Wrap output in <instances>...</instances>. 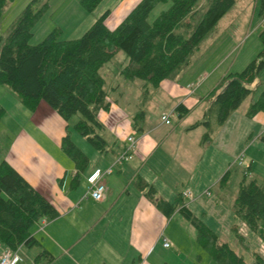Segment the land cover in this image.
Returning <instances> with one entry per match:
<instances>
[{"label": "trees", "instance_id": "trees-1", "mask_svg": "<svg viewBox=\"0 0 264 264\" xmlns=\"http://www.w3.org/2000/svg\"><path fill=\"white\" fill-rule=\"evenodd\" d=\"M13 0H0V19ZM201 0H142L115 29L107 27L109 12L104 13L79 39L62 41L57 31L40 44L32 46L33 30L49 10L51 0H32L13 24L3 40L0 37V84L9 87L21 103L32 113L43 112L44 107L55 111L67 124L75 115L80 119L75 130L100 153L108 143L99 120L101 111H110L105 80L99 71L113 56L124 52L130 64L122 73L128 79L145 80L154 87L167 79L178 77L189 64L192 53L199 47L219 21L234 7L237 0H210L203 17L198 19L197 6ZM103 0H81L82 7L92 13ZM171 7L149 23L151 12L159 3ZM264 14V0L262 10ZM264 71V51L242 72L230 73L224 78L222 91L213 92V99L204 121L190 128L203 126L206 133L203 144L213 141L216 131L240 109L253 93L249 87ZM3 110L0 108V115ZM182 119L190 113L184 104L175 109ZM264 114V89L246 115L255 118ZM264 143V135L260 137ZM63 152L72 159L77 173L72 186L79 187L82 174L90 159L79 149L69 133L62 139ZM238 194L232 206L236 217L264 243V182L253 179L251 166L243 171ZM228 171L220 186L227 184ZM136 186L147 191L167 218L176 212L196 230L197 244L217 264H248L186 204V196L179 193L173 203L157 199V191L145 180L138 178ZM60 215L56 206L36 190L9 162L0 163V243L8 250L32 249L40 246L32 229L43 221H52ZM232 232L244 248V237L238 227ZM246 248V247H245ZM248 249V248H246ZM254 264H264V257L254 253ZM40 257L49 261L53 256L43 250Z\"/></svg>", "mask_w": 264, "mask_h": 264}, {"label": "crops", "instance_id": "crops-1", "mask_svg": "<svg viewBox=\"0 0 264 264\" xmlns=\"http://www.w3.org/2000/svg\"><path fill=\"white\" fill-rule=\"evenodd\" d=\"M124 1L125 7H121L124 4L121 3L114 8L111 0H103L99 5L102 7L100 17L109 12L108 28L121 24L119 22L142 0ZM104 3L106 6H102ZM114 13L117 17L120 15V19L110 24ZM182 98L181 95L177 99L185 105ZM0 108L3 110L0 163L9 162L60 212L55 220L33 227V236L40 246L23 247V261L18 264H177L174 260L180 261L184 252L182 237L197 243L196 230L179 212L170 219L165 217L155 200L146 195L147 191L136 186L138 178L155 188L157 199L170 203L179 193L191 192L192 198L186 197L188 208L237 254L245 256L238 249L239 243L232 232L234 226L245 239L252 235L250 239L257 241L255 234L234 214L235 199H227L224 194L227 184L221 187L220 182L231 172L244 146L255 138L260 141L264 135V126L260 125L264 124V118H260L263 114L249 118L247 111L237 110L207 145L203 144L206 133L203 126L192 130V126H105L112 131V145L105 152L94 154L79 184L85 181L86 189H81L71 184L77 173L74 163L71 165L60 154L64 153L61 142L68 133L67 122L46 106L43 112L32 113L9 87L1 84ZM197 131H201L199 140L191 142ZM131 136L137 138L131 158L114 166L112 173L103 178L108 188L106 198L103 201L86 198L88 177L114 165ZM53 143L55 149H52ZM253 164L250 163L251 174ZM166 242L170 247H165ZM172 247L174 252L170 250ZM7 250L0 243V260ZM43 250L49 252L53 260L40 257ZM198 257L204 259L202 252Z\"/></svg>", "mask_w": 264, "mask_h": 264}, {"label": "rangeland", "instance_id": "rangeland-1", "mask_svg": "<svg viewBox=\"0 0 264 264\" xmlns=\"http://www.w3.org/2000/svg\"><path fill=\"white\" fill-rule=\"evenodd\" d=\"M31 1L13 0L6 8L0 19V37L3 40ZM209 1L201 0L198 3V19H201L207 11ZM111 2L114 8L121 3H124L121 7L126 6L124 0H111ZM106 4L104 3L102 6H106ZM171 5V2L159 3L149 15V23H154L160 14L167 11ZM99 8L90 13L82 7L81 0L51 1L50 10L44 14L33 30L30 45L35 46L42 43L48 35L55 31L59 33V38L62 41L81 38L100 18L101 14L99 15V13L102 7ZM261 10L262 0H237L234 7L192 53L189 64L183 68L182 73L175 79L164 80L158 87H154L145 80L126 78L122 70L130 64L129 58L124 52L113 56L99 71L105 80L104 89L108 94L107 100L110 104V111H101L99 120L104 126H192L197 122L204 121V113L214 98L213 91L217 89L220 92L223 89L222 83L220 84L219 81H222L227 74L242 72L258 58L260 52L264 51V14L261 13ZM116 14L114 13L113 17L109 19L110 24L119 21L120 15L117 17ZM121 21L119 23H122ZM119 25H114L112 29H109L115 30ZM249 87L253 93L240 107L242 112L248 111L264 89V71ZM181 95L183 96L182 101L186 102L185 105L192 109L191 113L183 120L175 113V109L181 103L177 98ZM163 115H171L169 123L162 121ZM260 118H264V114L260 115ZM79 119V115H75L71 119L68 124V133L73 136L71 138L75 145L91 160L94 154H98V151L75 130L74 125ZM260 125L264 126V124ZM203 130L205 131L204 128ZM200 134L201 131H197L196 135L191 137V142L199 140ZM102 135L106 139L108 147L112 145L111 142L114 138L111 129L107 127ZM53 148L54 143L52 144ZM60 154H63L68 163L73 164L72 159L65 153L61 152ZM241 155L245 156L244 167L239 164L238 158ZM241 155L237 160H234L236 161L235 165L231 166L229 180L224 190L227 199H236L239 184L243 180V171L250 166L251 162L254 163L252 178L264 182V143L261 140L256 141V138L250 140L247 146H244ZM196 156L194 155L193 158L196 159ZM69 182H71V178ZM79 188L86 189L85 181ZM247 229L249 230L248 227ZM245 234L248 236V232ZM255 236L257 241L250 239L252 235L244 239V246L248 249L239 245L241 243L236 236V241L239 243L238 249L245 255L243 257L248 264L255 263L254 253L264 257V243L257 235ZM182 238L184 252L181 253L180 261L174 260L178 261L177 264H217L195 241L191 239L188 241L185 236ZM170 250L174 252L175 248L172 247ZM201 252L203 260L198 257Z\"/></svg>", "mask_w": 264, "mask_h": 264}, {"label": "built area", "instance_id": "built-area-1", "mask_svg": "<svg viewBox=\"0 0 264 264\" xmlns=\"http://www.w3.org/2000/svg\"><path fill=\"white\" fill-rule=\"evenodd\" d=\"M170 118L171 115H163L162 121L165 123H169ZM128 143L129 144L127 148L117 158L114 165L110 166L105 170H98L90 177H88L89 186H88V191L85 195L86 198L90 197L95 201H103L106 198L108 188L103 179L104 176L107 174H111L114 166L123 164L131 158L132 153L136 150L137 147V138H135L134 136L129 137ZM238 160H239V164L244 167V165L246 164L245 156L241 155L238 158ZM185 196L192 198L191 192H186ZM165 247L167 248L170 247V244L166 242ZM22 248L23 247L21 246L16 251L7 250L6 252H4V254L1 257L0 264H18L19 262H22L23 261V257L21 255Z\"/></svg>", "mask_w": 264, "mask_h": 264}]
</instances>
